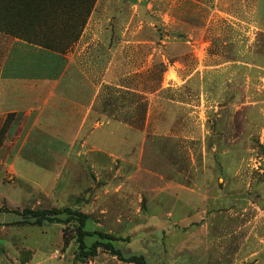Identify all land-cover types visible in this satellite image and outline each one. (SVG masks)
Returning a JSON list of instances; mask_svg holds the SVG:
<instances>
[{
	"label": "rangeland",
	"instance_id": "rangeland-1",
	"mask_svg": "<svg viewBox=\"0 0 264 264\" xmlns=\"http://www.w3.org/2000/svg\"><path fill=\"white\" fill-rule=\"evenodd\" d=\"M77 1L0 0V79L94 102L70 152L0 111V264H264V0Z\"/></svg>",
	"mask_w": 264,
	"mask_h": 264
},
{
	"label": "crops",
	"instance_id": "crops-1",
	"mask_svg": "<svg viewBox=\"0 0 264 264\" xmlns=\"http://www.w3.org/2000/svg\"><path fill=\"white\" fill-rule=\"evenodd\" d=\"M86 56H88V54H86ZM66 60L67 62L64 64V68L68 71L71 60L69 57H66ZM78 64L82 65L81 62ZM110 67L111 64L105 67V73L109 72ZM16 75L17 74H11L7 77ZM62 76L56 81H47L44 90L42 89L40 93L36 90L35 86L30 88L31 81L24 80L23 82L27 83L28 85L26 87H20L15 86L14 82H16V79H0V111H12L13 113L17 114L16 119L22 118V121H24V127H26L25 130L28 131L27 138L24 142H27L29 140L28 138L39 139L43 141L49 140L51 142H62L66 152H70L67 142L73 140V137L77 140L84 141L85 126L87 120L89 119L86 117L85 110L90 109L94 102L88 105V103L86 104L84 100H79L77 97L69 95L72 93V91L78 93L79 87H77L76 91L75 89H72V87L68 89L67 85L62 87L61 82L64 79ZM37 93L40 96H38ZM65 101H68L69 104H72L74 110L76 108H80L82 113L79 122L76 121V118L74 120L76 121L75 124L73 120V122L71 121V125L78 126L75 133L71 132V129L67 130L65 128L61 130L58 127L63 121V116L60 109L62 106L66 105ZM88 116L90 117V115ZM68 121L69 120L65 119L64 123H68ZM30 145L31 144L29 143V147ZM56 145L59 144L57 143ZM29 147L26 148L25 151H22L23 148H20L18 152H37L35 148L32 147L29 149ZM49 152H54V150L50 149Z\"/></svg>",
	"mask_w": 264,
	"mask_h": 264
},
{
	"label": "trees",
	"instance_id": "trees-1",
	"mask_svg": "<svg viewBox=\"0 0 264 264\" xmlns=\"http://www.w3.org/2000/svg\"><path fill=\"white\" fill-rule=\"evenodd\" d=\"M76 2H78L77 0H75ZM86 1V7L83 9H80L78 11V14H81L82 11L84 10L83 14H82V18H83V24H85V21L87 19V17L90 14L91 9L93 8V5L95 3V0H85ZM82 26L79 28L82 30ZM81 30L78 31V35L76 38H78L79 34L81 33ZM75 38V39H76ZM0 212H3V210H0ZM62 213H66V214H70L69 210H64V211H28L26 212L25 215H28L27 221H31L32 224L37 225V226H41L44 223H48V224H52V223H56L58 222V218L57 216L62 214ZM79 221H80V226L84 225V221H85V216L79 214ZM81 236L82 234H79V238H78V242L80 243V249L83 251L85 249V246L81 240ZM98 249H104L106 251H108L110 254L117 256L118 258H121L120 252L118 250H115L113 248V245L110 243H101V242H97L94 243L87 252H85V255H89V256H95ZM127 263H133V264H145L143 259L141 257H129L125 260Z\"/></svg>",
	"mask_w": 264,
	"mask_h": 264
}]
</instances>
